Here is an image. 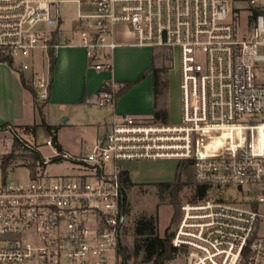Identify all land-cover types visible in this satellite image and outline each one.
I'll return each mask as SVG.
<instances>
[{"label":"built area","instance_id":"1","mask_svg":"<svg viewBox=\"0 0 264 264\" xmlns=\"http://www.w3.org/2000/svg\"><path fill=\"white\" fill-rule=\"evenodd\" d=\"M65 1L76 3L77 41L64 45L83 47L96 70L112 69L118 26L132 34L130 45L161 47L170 60L176 53L181 121L116 113L111 78L94 99L111 118L87 154L71 155L48 135L38 143L31 127L0 121V138L8 134L15 152L54 149L21 165L27 179L0 169V264H126L122 163L143 159H189L195 182L208 185L203 197L180 205L162 264L175 257V264H264V0H0V54L30 73L22 79L38 101L48 98V73L13 59L35 50L48 56ZM53 160L68 161L73 173L43 175ZM230 187L252 197L220 194Z\"/></svg>","mask_w":264,"mask_h":264},{"label":"rangeland","instance_id":"2","mask_svg":"<svg viewBox=\"0 0 264 264\" xmlns=\"http://www.w3.org/2000/svg\"><path fill=\"white\" fill-rule=\"evenodd\" d=\"M225 1L229 5H232L231 0ZM59 7L60 15L63 20L61 25L64 29H67L71 24V20L75 16L76 3L73 1H65L60 3ZM43 27L44 25L42 22H39L35 26V28ZM120 29H124V31L127 30L125 26H118L117 30L119 33ZM132 40L133 38H131V41ZM13 60L16 66L28 63L39 72H46L47 70V53H44L43 58H41V52L39 50L33 51L32 57L16 55ZM0 63H2L0 64V109L10 113L13 117V122L18 124L17 126L20 128L28 125H35L34 133L38 143H41L46 135L52 137L43 126L35 124L40 123L43 118V114L40 110L41 106L39 105L42 104L43 101L36 100L35 102L37 104L34 103L30 92L19 86L20 82L15 68L4 62ZM155 65L163 66V69L159 71V84L164 87L158 96L159 99L165 103L168 112V117L165 121L178 124L181 121L178 56L174 52V55L170 60L169 58L162 59L156 55ZM148 85L150 86L149 83ZM142 88H144V84ZM103 114L104 111L99 109L96 104L69 106V108L66 109H62L58 105H49L48 123L57 126L55 136L57 142L61 144L62 149L71 155H84L91 151L96 135L100 136L103 131L102 123L104 121L101 119ZM67 117L69 119L63 121ZM10 143L11 138L8 134L3 133L0 138V160L6 153L15 152L14 146H10ZM38 150L40 156L47 159L54 154V149L47 145L39 144ZM15 153L18 154L11 160V167L6 169L8 176L16 181L29 178L30 171L21 165H29V163H31L30 157L24 151H18ZM175 162L174 159H143L139 161H125L122 163V165L128 170L130 174L129 178L132 182L125 188L127 209L129 212V226L121 242L123 248L125 247L126 249L131 250L133 245L139 241L136 239L134 233V225L135 219L141 214L157 215L158 232L161 236L167 231L169 232L172 228L173 224L170 222V219L173 212V206L169 204L167 200L159 201L158 197L155 195L153 183L156 181L173 179ZM0 169L2 170L1 162ZM41 170L43 175L48 176L73 173L70 163L66 160H53L47 162ZM181 179L185 181L186 184L178 193V208H180V205L183 202L190 201L196 184L191 164L187 165L182 170ZM225 190L219 189L220 194L224 195V197L231 195L238 197L242 196L246 199L252 197L248 196V193L245 191L240 192L237 187H230L228 191ZM214 191L215 190H211V193ZM258 209L264 213V204H259ZM258 230L264 234V218H261ZM175 258L171 259L169 264H175ZM126 264H151V261L143 258V250L140 248L137 256H130L126 259Z\"/></svg>","mask_w":264,"mask_h":264},{"label":"crops","instance_id":"3","mask_svg":"<svg viewBox=\"0 0 264 264\" xmlns=\"http://www.w3.org/2000/svg\"><path fill=\"white\" fill-rule=\"evenodd\" d=\"M75 17L71 20V24L67 29L62 27L63 20L61 18L59 28L57 29L58 45L55 48L56 59L52 74L49 76L48 65L46 72H44L48 73L50 86L48 98L42 104H39L43 114L42 120L49 124V105H58L62 109L76 105H95L94 99L100 91L102 81L106 78H111L118 84L115 100L116 113L153 116L155 111L162 110L166 112L167 119L168 112L165 103L158 96L164 86H160L158 75L155 87L154 77L150 70L155 65V48L130 45L129 42L131 41L132 34L127 30L124 31V29H120V33L117 30L116 40L119 44L112 52V69L110 71L96 70L88 63L83 47L79 45H64L67 39L77 41L76 35L72 33ZM17 74L20 82L19 86L25 88L21 83L20 77L28 78L30 73L25 71L23 73L17 72ZM127 81H131L132 84L123 92L117 94L118 89ZM143 84L144 88H142ZM27 90L30 92L33 102L36 103L33 91ZM99 109L104 111L101 118L104 121L102 123L104 131V125L110 120L112 110L101 107ZM68 119L67 117L63 121ZM0 121L16 124L13 122L11 114L1 109ZM58 144L61 148V144L59 142ZM128 175L130 177L129 172Z\"/></svg>","mask_w":264,"mask_h":264},{"label":"trees","instance_id":"4","mask_svg":"<svg viewBox=\"0 0 264 264\" xmlns=\"http://www.w3.org/2000/svg\"><path fill=\"white\" fill-rule=\"evenodd\" d=\"M49 42L53 45L58 43V30L55 29L52 31V37ZM50 46L48 48V72L49 76L52 74V70L55 64V48L54 46ZM159 56L162 59L167 58V54L165 53L163 48H155L154 57ZM0 62H4L7 65H11V57L6 54H0ZM163 69L162 65L159 66H152L150 70L152 71L154 77V85H157V78L159 75V71ZM22 85L32 91L31 87L24 83L22 77H20ZM132 84L131 81L125 82L119 89L117 94L123 92L126 88H128ZM153 116L156 119H161L163 121L166 120V112L162 110H157L153 113ZM36 124V123H35ZM45 128L47 132L52 135V138L56 142L57 147L60 149L58 142L56 141L55 131L57 129L56 125H50L45 123L43 120L38 124ZM35 125H28L26 127H31L34 131ZM30 157L32 158V164H35L37 160L40 161V153L39 152H31ZM14 153H6L1 157V166L3 175L6 173L7 166L9 162L14 158ZM189 159H181L176 162L174 177L171 180H163V181H156L153 183L155 188V195L158 197L159 201L167 200L169 204L173 206V212L171 215L170 222L175 225L176 221L179 218L180 208H178V193L182 189V187L186 184L185 181L181 179V172L182 170L190 164ZM123 179L126 186L130 185L132 182L129 178L128 172L123 171ZM208 185L206 184H198L196 183L194 186L193 193L191 195L190 201H195L201 197H203L206 193ZM172 226V227H173ZM134 233L136 235V239L139 240L136 242L132 249H126L125 247L122 248V252L124 254L125 259L129 258L130 256H137L139 249L142 248L143 250V258L145 260L151 261V264H162L163 261L170 255L171 247H170V239L171 236L169 235L170 232H166L163 236H161L158 232V218L157 215H145L141 214L135 219L134 225Z\"/></svg>","mask_w":264,"mask_h":264},{"label":"water","instance_id":"5","mask_svg":"<svg viewBox=\"0 0 264 264\" xmlns=\"http://www.w3.org/2000/svg\"><path fill=\"white\" fill-rule=\"evenodd\" d=\"M169 235L172 236L173 235V232H170Z\"/></svg>","mask_w":264,"mask_h":264}]
</instances>
